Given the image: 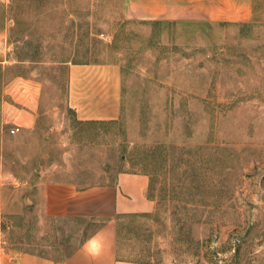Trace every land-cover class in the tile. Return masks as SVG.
Instances as JSON below:
<instances>
[{
    "label": "rangeland",
    "instance_id": "obj_1",
    "mask_svg": "<svg viewBox=\"0 0 264 264\" xmlns=\"http://www.w3.org/2000/svg\"><path fill=\"white\" fill-rule=\"evenodd\" d=\"M90 62L118 66L113 120H81L66 101L68 65ZM22 78L40 89L24 129L10 120ZM122 173L147 177L153 209L118 216L119 257L264 264V0L242 21L0 0V250L63 258L105 219L51 214L48 185L114 186Z\"/></svg>",
    "mask_w": 264,
    "mask_h": 264
},
{
    "label": "crops",
    "instance_id": "obj_2",
    "mask_svg": "<svg viewBox=\"0 0 264 264\" xmlns=\"http://www.w3.org/2000/svg\"><path fill=\"white\" fill-rule=\"evenodd\" d=\"M254 0H124L126 17L139 20H247ZM120 75L108 63H71L67 67L66 101L76 116L87 121H109L119 114ZM17 88V89H16ZM16 90V91H15ZM40 89L32 79L14 82V111L10 120L20 128L32 127ZM147 177L120 174L114 186L78 189L72 184L48 185L44 193L51 214L71 217L101 216L105 221L95 232L61 259L34 252L0 250V264H147L124 259L117 253L120 215L148 212L153 202L145 196Z\"/></svg>",
    "mask_w": 264,
    "mask_h": 264
},
{
    "label": "built area",
    "instance_id": "obj_3",
    "mask_svg": "<svg viewBox=\"0 0 264 264\" xmlns=\"http://www.w3.org/2000/svg\"><path fill=\"white\" fill-rule=\"evenodd\" d=\"M19 130L20 129L18 126H14V127L10 128V133L14 134V133L18 132Z\"/></svg>",
    "mask_w": 264,
    "mask_h": 264
},
{
    "label": "trees",
    "instance_id": "obj_4",
    "mask_svg": "<svg viewBox=\"0 0 264 264\" xmlns=\"http://www.w3.org/2000/svg\"><path fill=\"white\" fill-rule=\"evenodd\" d=\"M132 214H136V213H132ZM121 216V215H120Z\"/></svg>",
    "mask_w": 264,
    "mask_h": 264
}]
</instances>
